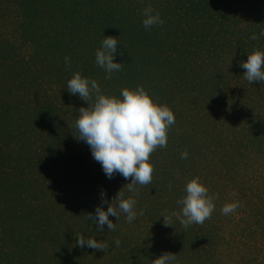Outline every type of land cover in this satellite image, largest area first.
Segmentation results:
<instances>
[{
    "label": "rangeland",
    "instance_id": "1",
    "mask_svg": "<svg viewBox=\"0 0 264 264\" xmlns=\"http://www.w3.org/2000/svg\"><path fill=\"white\" fill-rule=\"evenodd\" d=\"M148 6L164 23L145 30ZM262 31L264 0H0V264H152L165 251L175 264H264V82L239 63L264 51V36L250 39ZM104 36L122 63L110 79L95 63ZM75 72L105 95L141 86L173 112L151 184L129 193L75 138L87 106L67 91ZM193 178L215 211L184 228L172 214ZM101 190L134 197L137 219L110 216L114 231L86 220L107 208ZM81 234L109 246L79 247Z\"/></svg>",
    "mask_w": 264,
    "mask_h": 264
},
{
    "label": "clouds",
    "instance_id": "2",
    "mask_svg": "<svg viewBox=\"0 0 264 264\" xmlns=\"http://www.w3.org/2000/svg\"><path fill=\"white\" fill-rule=\"evenodd\" d=\"M142 25L145 30L153 26L162 25L159 12L151 6L142 10ZM264 36V31L253 33L250 39L257 40ZM118 50V40L115 36H104L100 47L95 51V63L110 79L111 74L122 70V63L115 60ZM65 63L70 59L65 57ZM244 69V79L249 83L264 82V51L254 49L247 52V59L239 62ZM67 91L86 102V107L79 108V114L74 122L75 138L86 143L92 158L101 165L102 171L108 179L119 174L126 181L127 191L135 193L137 185L144 186L152 183L153 167L149 162L150 155L159 147H167L168 130L175 124V117L166 105L156 103L150 98L143 87L122 88L119 97L105 95L101 92L97 81L75 72L66 83ZM91 101V103H89ZM188 153H181V159H187ZM184 195L177 201L179 211L175 216L184 228L192 224H203L215 211L213 198L208 189L198 178L185 183ZM102 204L107 208L97 206L95 214L88 213L86 220L95 223L96 228L110 231L115 230L114 222L109 218H118L120 213L125 214L126 221L132 223L137 219L136 200L118 191L111 202L106 199V193L101 190ZM239 207L238 202H228L221 207L224 215L234 213ZM165 226H172L163 214ZM79 247H90L96 250H105L109 245L99 242L94 237L85 238L83 234L76 237ZM116 247L120 241H114ZM175 253L168 251L152 259V264H175Z\"/></svg>",
    "mask_w": 264,
    "mask_h": 264
}]
</instances>
